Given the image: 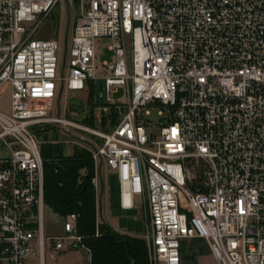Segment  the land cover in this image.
Returning <instances> with one entry per match:
<instances>
[{"label": "built area", "instance_id": "built-area-1", "mask_svg": "<svg viewBox=\"0 0 264 264\" xmlns=\"http://www.w3.org/2000/svg\"><path fill=\"white\" fill-rule=\"evenodd\" d=\"M59 1L0 0V264H44L47 241L51 259L90 252L77 214L45 234L52 129L77 132L96 189L103 166L117 173L125 210L146 196L150 264H182L195 238L218 264H264V0H63L78 13L67 76L60 41L38 36ZM101 40L115 53L103 75ZM61 89L88 91L93 115L62 117Z\"/></svg>", "mask_w": 264, "mask_h": 264}, {"label": "rangeland", "instance_id": "rangeland-1", "mask_svg": "<svg viewBox=\"0 0 264 264\" xmlns=\"http://www.w3.org/2000/svg\"><path fill=\"white\" fill-rule=\"evenodd\" d=\"M78 13L76 11L75 5L72 6L69 15L67 3L60 0L51 12V16L44 21L43 25L40 27L39 35L43 38L52 37L60 41V57H61V70L65 64L64 74L67 76V67L69 62L68 47L70 46V41L73 35L74 26L76 23ZM69 24L68 30V41L66 45V33L67 26ZM110 41L101 40L98 44L99 47V74L103 75V69L101 68V62H107L108 64H113L115 62V53L110 51L106 46ZM96 90L100 91V82L95 84ZM60 95V94H59ZM89 92H70L64 89L61 100H60V113L61 116L74 122H81L86 116L92 114V106L90 104ZM121 95V93H120ZM119 95V96H120ZM11 111V88L8 85L0 86V112L9 115ZM58 112V104L56 103L55 114ZM76 115V116H74ZM47 135L50 139L54 138L62 142L64 146L65 154H73V147L80 148L78 144L79 136L77 132L72 130V133H66L63 130L52 129L48 130ZM91 138V136H89ZM2 143L0 141V156H9L10 152L1 147ZM104 168V169H103ZM105 173L110 171V183L115 193L117 187V173L110 170L109 168L103 167ZM97 171L95 167V172ZM96 174V173H95ZM99 191H96L97 202H99ZM140 196L135 197V205L132 210H125L120 208L115 201L112 203L111 211L106 209L105 216L107 217L109 223L113 225L117 230L132 236H138L145 238L148 234V218L146 210L143 208L139 200ZM143 197V196H142ZM63 218L59 215L53 213L49 208H45L43 212V221L46 237H61L64 236L63 231ZM106 223L103 220V216L99 213L98 208V223ZM50 243V242H49ZM47 241L46 254L44 258V264H54V260L51 259L50 245ZM144 243L148 250V260H149V245L147 240L144 239ZM68 251V250H67ZM182 254H183V264H218L212 255L209 244L205 239H189L182 241ZM89 255L86 251L78 249L71 250L65 255L64 264H89ZM31 264H41L39 256L34 257ZM150 264V262H149Z\"/></svg>", "mask_w": 264, "mask_h": 264}, {"label": "trees", "instance_id": "trees-1", "mask_svg": "<svg viewBox=\"0 0 264 264\" xmlns=\"http://www.w3.org/2000/svg\"><path fill=\"white\" fill-rule=\"evenodd\" d=\"M93 93L91 92V96ZM92 115L96 105L91 103ZM113 120L116 121L115 117ZM94 126L93 116L88 120ZM44 161V203L63 219L77 214L79 235L90 250L91 264H149L141 238L122 235L107 223H98V202L93 184L95 164L85 148L73 147L67 155L62 144L48 142L41 134ZM98 234V236H97Z\"/></svg>", "mask_w": 264, "mask_h": 264}, {"label": "crops", "instance_id": "crops-1", "mask_svg": "<svg viewBox=\"0 0 264 264\" xmlns=\"http://www.w3.org/2000/svg\"><path fill=\"white\" fill-rule=\"evenodd\" d=\"M38 36L40 38H43L41 37L39 34ZM47 38H51V37H47ZM105 167V166H103ZM104 169V168H103ZM107 169V167H106ZM108 172L110 173V171L108 170ZM109 173H105V170H100L99 171V174H98V188L96 189V191L98 192V190L100 189L99 191V202H98V208H99V213L100 215L103 216V220L110 226L112 227L115 231H117L118 233L122 234V235H126L122 232H120L119 230H117L113 225H111L107 219V217L105 216V213H106V209L107 211L112 209V203L113 201H115V203L120 206V208L124 209L122 207V204H121V187H120V182H119V179H118V175H117V187L115 189V193H113V189L111 187V183H110V175ZM139 200L141 202V204L143 205V208L146 210V214H147V218H148V208H147V199H146V196H140L139 197ZM135 201V199H134ZM47 208V207H45ZM101 209V211H100ZM132 210V209H130ZM129 236H132V235H129ZM132 237H136V238H141V237H138V236H132ZM141 239H145V238H141ZM195 239H199V238H195ZM71 250H78V249H71ZM71 250H68V251H65V252H62L58 255V257L56 259H53L54 260V264H64V259H65V255L66 253H68L69 251ZM83 250V249H81ZM86 251V250H84ZM89 255V264H91V256H90V252L89 251H86ZM182 264H183V254H182Z\"/></svg>", "mask_w": 264, "mask_h": 264}, {"label": "water", "instance_id": "water-1", "mask_svg": "<svg viewBox=\"0 0 264 264\" xmlns=\"http://www.w3.org/2000/svg\"><path fill=\"white\" fill-rule=\"evenodd\" d=\"M68 15H69V7H68ZM68 30H69V24L67 26V33H66V45H67V41H68ZM61 93H62V89H61V92H60V97H61ZM60 97H59V100H60ZM101 211V209H100Z\"/></svg>", "mask_w": 264, "mask_h": 264}]
</instances>
